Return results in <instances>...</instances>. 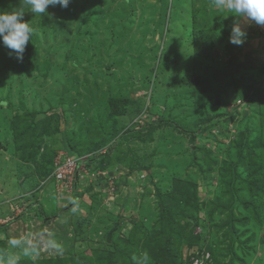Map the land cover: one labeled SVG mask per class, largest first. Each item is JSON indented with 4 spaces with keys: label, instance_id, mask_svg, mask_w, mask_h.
<instances>
[{
    "label": "rangeland",
    "instance_id": "374dc122",
    "mask_svg": "<svg viewBox=\"0 0 264 264\" xmlns=\"http://www.w3.org/2000/svg\"><path fill=\"white\" fill-rule=\"evenodd\" d=\"M18 9L33 34L22 61L0 40V264H264V25L214 0H0ZM69 143L72 186L49 176Z\"/></svg>",
    "mask_w": 264,
    "mask_h": 264
},
{
    "label": "clouds",
    "instance_id": "9594fccd",
    "mask_svg": "<svg viewBox=\"0 0 264 264\" xmlns=\"http://www.w3.org/2000/svg\"><path fill=\"white\" fill-rule=\"evenodd\" d=\"M71 0H24L33 14H47L49 6L67 8ZM214 6L220 9L227 8L235 17L253 21L258 25H264V0H214ZM24 11L18 9L13 12L0 13V40L7 49L11 50L9 55H15L19 61L23 60L25 47L31 41L33 28L29 23L23 21ZM246 33L239 25L231 29L229 42L234 45H241L244 42ZM63 153H66L62 151ZM81 158L83 156H72ZM55 166V165H54ZM54 170V168H53ZM51 171L50 175L52 174Z\"/></svg>",
    "mask_w": 264,
    "mask_h": 264
},
{
    "label": "trees",
    "instance_id": "16d2710c",
    "mask_svg": "<svg viewBox=\"0 0 264 264\" xmlns=\"http://www.w3.org/2000/svg\"><path fill=\"white\" fill-rule=\"evenodd\" d=\"M109 104H110V106L108 107V111L106 113V116H101L102 119L103 118L104 119L105 118H108L110 116H117L118 115V111L115 109V106H114L113 102L110 101L108 103V105ZM39 115H43L42 118H44L48 114H45L43 112H33V110H27L26 108H24V105H23V108L22 109L17 108V110L15 111L14 120H17V122L21 126L22 125H25L26 126V129H20V130H22V131L25 130L27 132V134H29V133H33L35 130H37V131L40 130L41 125H43L40 122V118L41 117H38ZM25 121H27V123ZM46 127L47 126H45V128ZM14 129H16V128H14ZM16 130H18V129H16ZM51 133H55V130H53V131H47L45 135H49ZM70 143L68 145H65V147H64L66 149V151L69 152L68 154H70L72 156L79 155V152H77V150L74 147H72L70 145ZM65 144H67V143L65 142Z\"/></svg>",
    "mask_w": 264,
    "mask_h": 264
},
{
    "label": "built area",
    "instance_id": "2783aa9c",
    "mask_svg": "<svg viewBox=\"0 0 264 264\" xmlns=\"http://www.w3.org/2000/svg\"><path fill=\"white\" fill-rule=\"evenodd\" d=\"M85 157L72 158L62 152L61 158H57L54 170L50 178L56 182H64L69 186L82 180L80 172H84ZM81 176V177H80Z\"/></svg>",
    "mask_w": 264,
    "mask_h": 264
}]
</instances>
